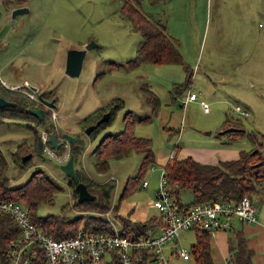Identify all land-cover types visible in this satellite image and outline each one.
Masks as SVG:
<instances>
[{"label":"rangeland","instance_id":"1","mask_svg":"<svg viewBox=\"0 0 264 264\" xmlns=\"http://www.w3.org/2000/svg\"><path fill=\"white\" fill-rule=\"evenodd\" d=\"M140 2L142 11L165 24L178 41L193 72L186 89L180 88L187 77L182 65H128L136 56L142 36L123 15V0H0V74L9 80L7 73L12 68L17 75L31 77L25 81L33 86L38 85L34 78L40 77L45 88L55 91L58 98L56 120L52 118L53 108L51 117L42 119V123L25 118L0 120V150L8 163L9 185L19 186L40 171L37 175L46 172L64 188L56 193L53 203L39 205L40 216L95 215L108 220L109 211L118 226L127 220L132 233L136 232V222H146L147 236L158 234L159 227L153 222L158 221L160 213L152 202L160 184V172L174 151L178 157L196 156V150L231 142L241 150L259 147V154L264 156V0ZM20 3L29 10L12 17L11 10ZM91 41L96 46L87 51L80 74L69 76L65 71L68 50L82 49ZM191 92L198 95L197 101L185 103ZM118 98L124 106L110 124L98 128L95 137L86 134L82 120ZM201 101L208 104L207 111ZM237 105L249 111V116L238 111ZM43 107L47 110L46 105ZM126 117L136 120L131 124L135 136L151 141L154 161L141 177L142 181H149L147 188L141 180H135L144 148L130 149L111 158L109 169L103 173L94 165V150L102 137L123 130L128 122ZM142 117L148 120L140 122L138 118ZM228 118L231 124L225 126ZM229 126L242 127L245 133L231 134L233 137L220 134ZM43 132H54L63 143L65 148L59 153L71 146L63 133L79 137L83 150L77 166L81 172L96 183L116 180L110 209L88 211L75 206L76 196L60 167L61 161L47 153H37L38 137ZM29 152L32 157L24 161L23 156ZM179 198L191 203V188L180 189ZM254 201L260 222V218L264 219V200L255 196ZM153 217L154 221L149 219ZM195 235L194 231L183 233L179 247L191 252ZM173 264L197 262L191 255L190 260L173 259Z\"/></svg>","mask_w":264,"mask_h":264},{"label":"trees","instance_id":"2","mask_svg":"<svg viewBox=\"0 0 264 264\" xmlns=\"http://www.w3.org/2000/svg\"><path fill=\"white\" fill-rule=\"evenodd\" d=\"M140 1L123 0L121 8L123 15L131 20L133 28L142 36V41L136 48V56L129 61L128 65L130 67H136L142 63L182 65L187 71V77L185 83L180 84V88L182 90L186 89L192 82L193 72L184 60L178 41L168 33L165 24L152 19L142 11ZM2 91L10 94L11 97L5 96ZM0 95L16 102L14 106L7 105L0 107V120L5 118H25L27 121L36 119L39 123H42V119L27 111V108L43 107L45 106L43 103L36 102L22 93V91L8 88L1 82ZM42 96L48 100H53L55 103L58 100L55 91H44ZM155 97L157 98V96ZM123 106L124 101L122 99L118 98L114 100L110 106L99 108L85 117L81 122L82 127L85 129L89 124L96 122L104 112H110L109 120L99 124L89 134L95 137L97 129L109 125ZM46 108L48 111L46 110V117L44 119L47 120L49 116L51 117V108L47 106ZM127 120L128 122L126 121L127 124L123 130L117 133H107L102 137L94 150V165L99 172L103 173L109 169L111 158L120 157L130 149L138 150L144 148V159L140 165L139 173L135 177L136 182H138V180L142 181L141 177L143 173L148 168V165L154 161V152L150 139L137 137L131 131L132 121L136 120ZM138 120L142 122L148 120V117L138 118ZM229 124H231V120L228 118L226 119L225 126ZM228 133L240 135L241 133H245V131ZM249 137H252V134H249ZM81 142L79 137H77L76 143H71L69 151L70 154L73 153L75 155V167L80 180L87 184L90 192L96 195V199L78 201L76 183L68 176V184L73 187L76 196L75 206L88 211L108 210L111 206L110 200L116 186V180L112 178L104 183H96L87 174L81 172L77 166V161H79L77 158L83 150ZM64 148L63 143H61L57 150L61 151ZM259 151V147L249 150L242 149L238 158L220 160L218 163L201 162L190 155L182 158L176 156L175 158H170L164 164L165 175L169 180L170 188L179 201L180 189L191 188L193 201L188 203V205L214 199L237 202L246 195L250 196L253 201L255 196L263 201L264 156L262 153L261 156ZM42 153H44L43 149ZM257 163L259 164L255 165ZM7 167L6 157L0 150V200L7 199L23 202L29 207L31 219L37 222L48 234L58 239L73 235L78 231L83 222H85L84 226L89 232L113 231L112 224L100 216L89 215L85 217L79 215L75 218H65L57 214L38 215L37 210L39 205L41 203H53L56 193L64 189L62 184L46 172L37 175L40 172L37 171L25 183L11 187L9 185ZM151 220L154 221V217ZM146 225V222H136V232L132 233L129 230L130 223L124 219L122 233L132 238L145 236L147 235L144 230ZM19 230V226L11 215L0 212V254L2 256L5 255L9 242L19 234ZM195 231L196 241L192 245L191 251L197 264H215L211 256V234L200 229H195ZM253 253V250L247 246L245 239L241 235H238L237 249L234 251L232 259L234 264H254ZM142 264H147V261H144Z\"/></svg>","mask_w":264,"mask_h":264},{"label":"built area","instance_id":"3","mask_svg":"<svg viewBox=\"0 0 264 264\" xmlns=\"http://www.w3.org/2000/svg\"><path fill=\"white\" fill-rule=\"evenodd\" d=\"M0 82L42 103L38 94L26 86L10 87L1 76ZM197 98L198 95L191 92L185 103ZM237 110L243 115L248 114L239 106ZM52 111V118L56 120L58 113L55 108ZM41 137L44 153L61 162L69 158L70 145L59 153L50 143L49 134L43 132ZM176 156L174 151L170 158ZM148 185V180L142 182L144 188ZM152 204L159 210L164 221L158 234L129 237L122 233V228L107 211V219L113 226L112 232H89L82 226L75 234L58 239L31 219L29 207L23 202L0 200V212L11 215L20 229L19 234L9 242L5 255L0 254V264H142L144 261L147 264H173L172 256L191 258V252L177 245L173 246L170 254L166 252L167 246L173 244L186 230L200 229L214 234L218 230H232L235 219L247 224L258 222V206L247 195L237 202L214 199L191 205L183 204L170 188L165 168L160 172V184Z\"/></svg>","mask_w":264,"mask_h":264},{"label":"crops","instance_id":"4","mask_svg":"<svg viewBox=\"0 0 264 264\" xmlns=\"http://www.w3.org/2000/svg\"><path fill=\"white\" fill-rule=\"evenodd\" d=\"M21 5H23V4L20 3L19 6H21ZM25 13H27V12H25ZM25 13H23V14H25ZM23 20H25V19H23ZM166 28H167V26H166ZM5 65H6V63H4L2 68H5ZM7 75L9 77L8 78L9 80L5 79L0 74L1 78L3 80H5L6 83L10 87H17V86H21V85L26 86L25 85L26 78H31L28 75L25 76L24 74L17 75L16 73H14V70L12 68L7 73ZM34 80L36 81V84H38L37 86L39 87L40 92L43 93L44 91H48L45 88L46 86L43 84L40 77H35ZM191 101L194 102V101H197V99L190 100L188 102H191ZM201 104L204 106L205 111H207L208 108L206 109V107L208 106V104L202 103V102H201ZM237 106H239L241 108L240 105H237ZM55 109H56V107H55ZM245 111H247V110H245ZM247 113H248L247 116H249V111H247ZM60 134H62L61 131H60ZM229 134L231 135L233 133H229ZM230 143L231 142H223V144L218 146V148H211V149L210 148H202V149L195 151L196 156L195 155L194 156L190 155V156H193L195 159H197L201 162H206V163H218L220 160L238 158L240 155L241 149L239 147H234V146L230 145ZM183 157H185V156H183ZM180 158H182V157H180ZM179 195H180V191H179ZM180 201L182 202L181 199H180ZM182 203L188 204V203H184V202H182ZM115 206H117V205H115ZM263 217H264V215H263ZM149 219H151V218H149ZM158 219H159L158 221L153 222L155 225H157L159 227V230L157 233L160 232L162 225L164 223L163 219L161 218V214L159 215ZM233 222H234V228L232 230H218L214 234H211V237H210L211 256H212L214 263L215 264H234V262L232 261L233 253L237 249L238 235H241L245 239L247 246L249 248H251L254 252L253 253L254 254L253 255V263L254 264H264V219L260 218V222L253 223V224L243 223L239 220L238 221L234 220ZM119 227L122 228L123 223H121V225H119ZM191 231L196 232L195 229H190V230H186V231L182 232L181 235L175 240V242L173 244H169L167 246L166 252L168 254H170L172 252L174 245L180 246L179 238L182 236L183 233H188ZM195 237H196V235H195ZM191 255L193 256L192 251H191ZM171 258H172V263H173V259H176V258L183 259L182 257H173V256ZM190 259L191 258L184 259V260H190Z\"/></svg>","mask_w":264,"mask_h":264},{"label":"water","instance_id":"5","mask_svg":"<svg viewBox=\"0 0 264 264\" xmlns=\"http://www.w3.org/2000/svg\"><path fill=\"white\" fill-rule=\"evenodd\" d=\"M29 9L27 6H18L14 7L11 10L12 17H15L17 14H23L27 12ZM96 46V42L91 41L87 45H85L82 49H70L67 52V60H66V73L69 76H78L81 72L84 57L89 49ZM25 85L31 89L32 91L36 92L42 101L44 105L50 108H55L56 103L53 100H48L46 98H43L42 92H40L38 86H33L28 81H26ZM7 105L14 106L16 105V102L9 100L5 98L4 96L0 95V107H4ZM27 111L33 113L34 115L40 117L41 119H44L46 117V109L44 107H28ZM110 118V112H104L102 116L94 123L89 124L85 129L84 132L86 134H90L99 124L102 122L108 121ZM244 129L242 127L237 126H229L224 128L220 134L228 133V132H237V131H243ZM63 136L66 140H68L71 143H76V138L70 133H63ZM50 143L54 148L60 147V142L58 141V138L56 137V134L54 132L50 133ZM37 153L42 154V137H38L37 141ZM32 157V152H29L23 156V160L26 161L29 158ZM259 163L255 164L258 165ZM61 169L63 172L69 176L75 183L78 189V201L82 202L85 200H94L96 199V195L91 193L88 189V186L85 182L81 181L75 167V155L71 153L69 155V158L65 162H61Z\"/></svg>","mask_w":264,"mask_h":264}]
</instances>
